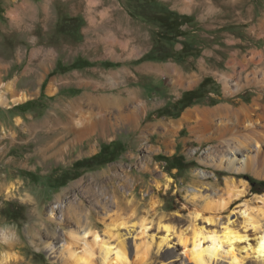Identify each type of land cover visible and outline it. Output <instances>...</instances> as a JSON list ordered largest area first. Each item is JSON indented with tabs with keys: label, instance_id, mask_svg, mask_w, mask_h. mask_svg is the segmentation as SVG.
Listing matches in <instances>:
<instances>
[{
	"label": "rangeland",
	"instance_id": "rangeland-1",
	"mask_svg": "<svg viewBox=\"0 0 264 264\" xmlns=\"http://www.w3.org/2000/svg\"><path fill=\"white\" fill-rule=\"evenodd\" d=\"M158 1L191 18L175 51L188 42L199 56L137 63L159 31L141 16L152 12L146 0H0V264H85L80 241L95 238L86 233L103 240L114 227L112 244L126 253L125 264H196L184 246L200 233L209 249L225 225L249 237L236 246L241 264H264L249 248L264 230V172H231L227 158L243 130L234 110L257 105L252 122L264 119V0H188L189 8ZM40 51L51 56L47 71L38 68ZM86 61L91 66L55 73L59 64ZM193 75L199 81L190 84ZM187 92L195 95L183 101ZM133 94L146 107L138 127L50 148L48 119L66 121L64 112L80 100L115 112L116 101ZM223 106L231 114L184 120ZM221 122L236 124L232 135L220 133ZM105 145L113 161L100 166L93 158ZM259 146L253 142L234 166L243 158L264 162ZM174 156L179 164L164 160ZM225 251L211 264H235ZM94 252L93 263L104 264Z\"/></svg>",
	"mask_w": 264,
	"mask_h": 264
},
{
	"label": "bare ground",
	"instance_id": "bare-ground-1",
	"mask_svg": "<svg viewBox=\"0 0 264 264\" xmlns=\"http://www.w3.org/2000/svg\"><path fill=\"white\" fill-rule=\"evenodd\" d=\"M174 1L178 5H182L184 8L191 7L188 0H174ZM214 5L215 4L211 5L210 11L215 10ZM22 11L23 12L27 11V8L23 7ZM21 17L22 16L18 17V19L20 20L17 21L18 25L22 21ZM39 55L40 57L39 60L37 61L38 68L47 71L49 66L51 65V56L44 51H40ZM29 72L32 73L38 71L35 69H31ZM35 74L38 75V73ZM198 81H199L198 77L193 75L191 77L190 84L197 83ZM178 84L182 85L181 82H178ZM128 99L129 100L127 103H123L120 100H117L114 107V109H116L115 112H110L107 108H101V106L95 107L94 106L95 104L92 102V100L76 101L75 103H73V106L70 111L64 112L66 114V119H65L66 121L59 122V120L52 118L46 121L49 124V130H50L49 135L50 134L55 135L54 140L51 141V143L49 144L50 148L57 146L56 144H59L60 142L65 141L68 138L75 141H81L88 138L90 139L96 135L106 138L113 135V133H115L117 129L122 125H130L133 126V128L138 127L139 124L141 123L146 107L142 105L139 94H133V96H130ZM131 104H135V106L130 107L129 105ZM256 107L257 105H252V106L243 105L238 110H234V113L232 115L235 119L238 120L237 123L240 121L239 117H243V122H241L242 124L238 123V125H241V127H243V130L240 133H237L235 131L236 132V135L234 134L235 139L234 140L232 139L233 143L228 145L232 149V153H230L229 155L230 157H227L229 160L228 170L231 172H251L254 173L255 175L264 172L263 161L259 163L260 165H252L245 158H243L242 161L240 162L241 168H236L234 166L236 163L235 161L237 159V156L238 155L245 156L247 152L250 151L253 142H256L257 151H260L259 145L264 143V119L261 121V123L260 122L258 123L257 121L252 122L253 119H251L252 118L251 113H253ZM114 109H112V111ZM229 109L230 107H226V106H223L216 110L199 108L191 111L188 115L185 116L184 120L189 122L192 115L198 117L201 114H204L209 120V121L206 120V122L207 121L210 122L211 121L210 119L213 120L216 117H221L225 112L231 114L229 112ZM263 113H264V109H263ZM235 121L233 123H235ZM220 124L224 126L223 127L222 125H220L221 127H218V130L219 129L221 130V132L219 131L221 134L223 132H231L235 130L236 127V124L232 128L230 124L224 125V122H221ZM52 143H56V144H52ZM62 152L63 150H60L57 153L60 154ZM258 156H260V152H258ZM262 157L264 159V155H262ZM242 194L244 195L245 192L242 191L240 195ZM51 218L52 219L56 218L55 212H53ZM71 218L73 220L74 219L77 220V222H82L79 221V219L75 215H71ZM114 229L116 228L114 227ZM114 229L113 228L109 229L106 232L107 238L103 240H100L99 236L95 232L89 231L86 233L87 236L93 234L95 238L92 244L86 242L85 238H83V240L80 241V242H84L85 245V257L81 259L85 262V264H94L93 261L95 256L94 255L95 250L100 253V256L102 257L104 264H111V260H110L112 257L111 255L114 252H115L114 255L116 254L115 257L117 258L118 264L127 263L126 253L123 252L122 250L121 251L117 250L118 248L114 246L115 244L114 245L112 244V242L114 241L113 240L114 232L116 231V230L114 231ZM166 230L169 233V235L172 234L170 228H167ZM257 231H260V234L256 238V245L251 247L249 246V248L252 251V253L255 255V257L260 259L261 263H264V230L257 229ZM195 237L196 239L193 242L191 248H189L187 244L184 247H185V254L189 256L192 260H194L196 264H211V261L213 259L219 258L221 253L224 252L226 248H228L227 252H229V254L232 255L234 263L241 264L242 260L240 259L239 255L236 253L238 250L236 246L244 241L249 242V237L247 235H241L237 231L233 230L232 227L226 225L223 226L221 234L216 233L211 238H209L211 239V243H212L209 249L204 250L202 248L203 245L202 234L198 233L197 236ZM179 238H181V236H179ZM121 243L123 244V242ZM69 255L70 257H73L72 252L69 253ZM75 261L77 264H79L78 260Z\"/></svg>",
	"mask_w": 264,
	"mask_h": 264
},
{
	"label": "trees",
	"instance_id": "trees-1",
	"mask_svg": "<svg viewBox=\"0 0 264 264\" xmlns=\"http://www.w3.org/2000/svg\"><path fill=\"white\" fill-rule=\"evenodd\" d=\"M146 3H147V7H149L148 8L149 11L152 12L143 13L142 15L141 14L140 15L143 18H146L149 21L156 23L159 27V31L157 33V43L155 44L153 49L144 57L137 60V63H143L146 61H164L169 58L175 57V53H177V51H175V44L178 43L177 41L179 40V38L184 37L186 35V33L183 31L182 28L184 25L192 21L191 18L187 15H181L171 10L167 6L161 4L158 0H146ZM164 42L170 44L171 48L169 49L163 47L162 45ZM182 46L183 49L181 50V52L177 53L178 60H184L188 56L200 55V52L197 50V48L193 47L188 42H182ZM89 66H91V64L87 61L84 62L83 65L79 63H74L69 68L64 67L63 69L60 68L61 66L59 64L57 70H55V73L56 72L65 73L69 70L82 69ZM209 83H210V78L205 79L202 85L200 86V89ZM194 95L195 92L194 93L187 92L185 93L182 100L184 101L186 98L191 99L194 97ZM196 98L197 97H195V99ZM192 104L193 102L190 101L189 103L184 105V109L188 108ZM93 159L98 161V165L100 166L109 163L110 161H113V156L110 152V146L107 145L103 146L101 153L95 156ZM181 159L182 158L180 156L178 157L174 156L172 158L170 157L164 158V160H166L167 162L171 160L172 162H175L177 164H179L178 161ZM77 167H84L83 163H78ZM181 167H184V165H181ZM252 184L254 185L255 182H252Z\"/></svg>",
	"mask_w": 264,
	"mask_h": 264
}]
</instances>
